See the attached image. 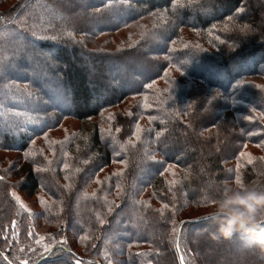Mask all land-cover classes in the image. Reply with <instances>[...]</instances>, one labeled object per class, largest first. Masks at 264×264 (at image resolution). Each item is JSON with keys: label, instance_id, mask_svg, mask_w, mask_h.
Listing matches in <instances>:
<instances>
[{"label": "trees", "instance_id": "16d2710c", "mask_svg": "<svg viewBox=\"0 0 264 264\" xmlns=\"http://www.w3.org/2000/svg\"><path fill=\"white\" fill-rule=\"evenodd\" d=\"M155 16L167 22L147 36H126L113 50L89 45ZM37 55L52 63L41 70L57 79L48 89L30 70ZM0 149L30 161L23 181L19 163L0 161V264H117L107 241L128 264H215L203 234L227 248L217 264H264V206L258 226L230 236L213 219L231 211L222 205L233 189L264 193V0L0 8ZM112 160L124 168L93 185ZM17 188L48 192L44 223L19 205ZM183 194L213 211L176 221Z\"/></svg>", "mask_w": 264, "mask_h": 264}, {"label": "rangeland", "instance_id": "374dc122", "mask_svg": "<svg viewBox=\"0 0 264 264\" xmlns=\"http://www.w3.org/2000/svg\"><path fill=\"white\" fill-rule=\"evenodd\" d=\"M15 1H17V0H0V8H3V9L8 8ZM48 14H50V13H48ZM156 18H157V16H155L153 21H150L146 26L143 25L139 31L137 29L139 27V23H138L136 26H131L130 28L122 29V31H119L118 33H115L113 35H111V34L110 35L109 34H103L97 40L91 41L89 43V45L92 48L105 47V49H112L113 50V49L117 48V46H120L122 44L121 43V39L122 38H125L126 36L128 37L129 35H134V34H135V37L140 36L142 38V35L143 36L144 35L147 36L148 32H151V31L155 30V28H156L155 26L159 25V23L162 24L164 22H167V17L161 19V21H158ZM153 27H154V29H151ZM148 29H151V30L148 31ZM134 30H135V32H134ZM153 38H154V36H153ZM82 39L85 40L86 37L84 36V37H82ZM143 42H144V40H143ZM132 44H134V43L132 42ZM150 45H151V43H150ZM16 60L18 61V57L14 58V61H16ZM45 65H52V63L50 62V60L48 58H46V57L45 58H41V57H39V55H37L33 59L31 58L30 70H31V72H32V74L34 76L35 82L38 85H40L42 88H47L48 89L49 86L52 85V82L57 81V79H53V80L51 78L48 79V75H45V74L43 75L41 70H43ZM5 66H6V68L8 70H13V69L16 68L17 65H15L12 62L6 61L4 63V65H3V67H5ZM49 77H50V75H49ZM47 80H49V82H47ZM77 124L78 123H76V125ZM104 124L108 126V124H106V123H104ZM141 130L142 129L140 128L139 130H137L136 133L140 134ZM217 144H218V142L214 144V142L212 141L210 143V147L212 146L213 149H216L217 148ZM122 145H123V143H122ZM121 149H122V146H121ZM254 153H256V152L252 151L251 149H248V150L244 151V154H246L247 156L249 154H254ZM21 157L22 156L20 155V153H17V152H10L9 153V152H5V151L0 149V161H2L4 164H7V163H11V164L12 163L13 164L14 163H19V165L21 166V170H20L21 173L20 174H22L21 177H19V180L23 181L24 177H25L26 170L30 168V166H29L30 161L26 162L24 159H21ZM203 160H205V157L203 158ZM86 163H87V161L85 162V164ZM204 165L206 166V163H204ZM32 166H33V168L36 167L34 164H32ZM123 168H124L123 162H118V161L112 160L110 165L105 166L101 170L96 172L97 173L96 174V179L93 180V185L97 184V185L101 186V184L109 182L111 177L115 176ZM168 169L173 171V172L174 171L176 172L178 170V168L176 166H173V165H170ZM206 170L209 171L208 167L206 168ZM38 179H39V176H38ZM40 180H41V177H40ZM106 180H108V181H106ZM110 182H112V181H110ZM40 183L42 184L43 182L40 181ZM90 188H88V190H90ZM233 190L239 191L237 188H235ZM233 190L230 192L231 194H233ZM14 195H15V198H16L17 202L19 203V205H21L23 208H27V209H30V210L32 209L35 212L36 220L39 221V222L44 223V221H43L44 218L42 219V217H43V212H44L45 208L43 207V205L48 200H51V198L48 195L47 191H44L43 189L40 188L38 190V192H36L35 194H29L28 190L21 189V188L18 189L17 188L16 190H14ZM104 196L106 197V194ZM107 197L111 198V200L109 201V206H111L115 202V200H116V202L119 201L118 200V196H116L113 193L112 194H108ZM149 198H151V197L149 196ZM175 202H177V204H175ZM178 202H179V200H178V197H177V199H175V201H174V207L177 206L176 209L174 208V212L176 211V216H175L176 221L182 220L184 218L200 217V216H202L205 213L213 211V209L210 208V207L196 208V207L190 206L189 201L185 197V194L182 195V199L180 200L179 203ZM112 207H113V205H112ZM161 207H164V206L162 205ZM105 209L106 210L107 209L111 210L107 206H105ZM121 232L123 234H127L126 230L121 231ZM121 232L118 231V233H121ZM199 234H201V233H199ZM203 235H200L199 239L203 240L204 242H207L208 243V247H209V249L207 251L205 250V253L213 259L215 264H217L216 261H219L218 260V258H219L218 256H221L220 253L222 252V250H225V249L227 250V248H226V246L223 245V243H224L223 241L214 238L212 235H205V234H203ZM122 236L125 237L127 235H122ZM127 238H129V235L127 236ZM127 238H122L124 240L120 241V243L121 244L123 243L125 245ZM107 243L110 245L108 247H111V249L113 250V255L115 254V260H116L117 264H128L124 260L125 259V255H123V253H122V251L124 249L121 248V247H118L115 243H113V241H112V243H109L107 241ZM222 247H225V249L222 248ZM242 248H243V246L239 245L238 248H237V251L239 252V249H242ZM223 261H224V259H223Z\"/></svg>", "mask_w": 264, "mask_h": 264}, {"label": "clouds", "instance_id": "9594fccd", "mask_svg": "<svg viewBox=\"0 0 264 264\" xmlns=\"http://www.w3.org/2000/svg\"><path fill=\"white\" fill-rule=\"evenodd\" d=\"M241 188V191L233 190L232 196L227 197L223 202L222 207H229L231 211H222L213 218L222 221L219 223L218 231L224 236H230L237 227L258 226L256 214L260 207L264 206V193L242 186Z\"/></svg>", "mask_w": 264, "mask_h": 264}, {"label": "water", "instance_id": "95a60500", "mask_svg": "<svg viewBox=\"0 0 264 264\" xmlns=\"http://www.w3.org/2000/svg\"><path fill=\"white\" fill-rule=\"evenodd\" d=\"M181 230H182V226H181L180 229H179V235H180V233H181Z\"/></svg>", "mask_w": 264, "mask_h": 264}]
</instances>
